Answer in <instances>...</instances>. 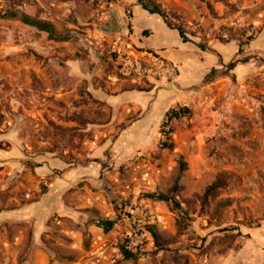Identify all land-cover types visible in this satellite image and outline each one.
<instances>
[{
  "label": "rangeland",
  "instance_id": "1",
  "mask_svg": "<svg viewBox=\"0 0 264 264\" xmlns=\"http://www.w3.org/2000/svg\"><path fill=\"white\" fill-rule=\"evenodd\" d=\"M4 1L0 15L22 11L65 39L0 17V264H264V0H153L184 29L187 46L146 17H136L135 32L151 29L143 43L175 52L183 67L132 43V13L112 6L116 0ZM117 13L125 32L112 30ZM120 46L170 61L178 77H123ZM233 59L242 61L234 79L203 82ZM179 72L194 73L195 83L171 108L192 115L172 123L174 149L165 150L154 99L108 100L176 86ZM220 172L232 175L229 185L203 204ZM152 193L174 195L188 211L184 234L172 204L147 198ZM98 217L117 224L105 233ZM125 241L140 247L138 259L122 256Z\"/></svg>",
  "mask_w": 264,
  "mask_h": 264
},
{
  "label": "trees",
  "instance_id": "2",
  "mask_svg": "<svg viewBox=\"0 0 264 264\" xmlns=\"http://www.w3.org/2000/svg\"><path fill=\"white\" fill-rule=\"evenodd\" d=\"M137 2L148 13L159 15L170 29L177 30L181 40L184 43H187L189 41L186 38V33L184 29L180 26H175L169 23L167 20V16L165 15L161 7L156 2H154L153 0H137ZM4 17L5 18L19 17L21 22L31 27H34L41 32L47 33L50 39L52 40L62 41L65 39L64 37L56 33L54 25L50 22L32 18L22 12H7L4 14ZM143 36H148L147 31H143ZM254 38H255V34H252V36H248L246 37L245 40L241 41L238 46L239 48H238L237 55L242 54L244 51V47L248 45L251 41H253ZM200 48L202 50H205V46L200 45ZM241 62L242 61L239 59H233L227 64L221 63L222 68L221 69L212 68L204 77L203 82L207 84L211 82L213 79L220 77V76H230L234 79L235 75L232 74V71H234V69ZM139 91H144V90H139ZM145 91L148 92L150 90H145ZM191 115H192V110L186 106L179 107V108H170L165 113L164 118L159 126V129H160V132L163 138L160 143V147L162 149H165V150L174 149V141L172 139V133L174 132V130L172 128V123L174 121H179ZM179 163H180L181 169L185 170L187 167V164L183 160L182 156L180 157ZM36 166H39V164ZM230 177H232V175L229 172H220L215 178V180L206 188L202 196V203L207 204L209 199L216 197L217 194L222 189L226 188L229 185ZM177 189H178V185L174 187L173 191H177ZM147 198L171 203L172 209L177 214L176 225L178 227V234L182 235L185 233V231L190 226L191 218L189 216L188 211L182 206V204L176 199L174 195L162 194V193H152V194H148ZM97 223H98V226L105 233H108L117 224V220L98 217ZM146 229H147L148 234H150L154 238L155 243L157 245L160 244L161 236L159 235L157 226L155 224H151ZM120 252L126 260L138 259L139 255L142 254L140 247L131 248L128 244V241H125L124 244L120 246Z\"/></svg>",
  "mask_w": 264,
  "mask_h": 264
},
{
  "label": "crops",
  "instance_id": "3",
  "mask_svg": "<svg viewBox=\"0 0 264 264\" xmlns=\"http://www.w3.org/2000/svg\"><path fill=\"white\" fill-rule=\"evenodd\" d=\"M6 4L5 1L3 0V5ZM121 4V5H120ZM117 6L120 8L122 11L121 13L126 14V11L128 13H132L130 16L128 24L130 25V30H129V37L128 39H131L132 43H134L137 47L143 48V49H151L154 51H160L162 55L167 57L168 59L172 60L174 63L179 64L180 66L182 65L183 67V60L180 59L178 55L175 54V52H166V49L161 47V45H154V46H146L143 42L145 41L144 37H152L153 31L148 28L142 27L141 29L137 30L135 32V26H134V21L137 16H142L146 17L147 19L154 20L157 23L161 24L163 27L164 31L169 34L175 35L179 39V47L183 49L184 47L187 46V43H184L177 30L170 29L164 20L157 14H150L147 11H145L141 5L138 4L137 0H116L115 3H113L112 6ZM120 5V6H119ZM4 7V6H3ZM17 8H24V6H18ZM20 11V9H18ZM22 12V11H21ZM28 12H30L28 10ZM7 13V11H4L1 13L0 17L5 18L4 14ZM23 13V12H22ZM25 14V13H24ZM30 17H32L29 14H26ZM33 18V17H32ZM122 17L119 13L115 14L112 16L111 22L112 28L113 26H116L118 28L117 32L119 31H124L125 32V26L123 24V20L121 21ZM27 28H31L29 26L24 25ZM34 28V27H33ZM127 28V26H126ZM36 29V28H35ZM127 30V29H126ZM143 31H147L148 36H143ZM212 61V60H211ZM194 63V62H192ZM210 64H213V61L210 62ZM203 65V67H202ZM200 65L201 69H205V65L202 64ZM183 69V68H182ZM179 78H178V85H172L171 83H164L161 82L160 85L164 88L159 89L158 92L156 90L152 91H139V90H126L120 93L117 97L113 96L112 100H108L111 105H119L120 102H139V103H144L147 104L148 101L154 99V107L155 111H161L165 115V113L171 108L173 104H176L179 102L180 98L182 95H185L189 89L194 86L195 81L193 78L195 77V74H190V75H185L182 74V72H179ZM164 85H169L164 86ZM167 87V88H166ZM45 165H39L37 166L38 169H40L42 172L46 171ZM46 173V172H45Z\"/></svg>",
  "mask_w": 264,
  "mask_h": 264
},
{
  "label": "built area",
  "instance_id": "4",
  "mask_svg": "<svg viewBox=\"0 0 264 264\" xmlns=\"http://www.w3.org/2000/svg\"><path fill=\"white\" fill-rule=\"evenodd\" d=\"M135 52L132 47L128 49L120 46L115 49V61L123 77L132 78L133 81L145 77L167 82H172L178 77L177 67L170 61L148 52L139 57ZM129 243L130 246L134 244L132 241Z\"/></svg>",
  "mask_w": 264,
  "mask_h": 264
},
{
  "label": "water",
  "instance_id": "5",
  "mask_svg": "<svg viewBox=\"0 0 264 264\" xmlns=\"http://www.w3.org/2000/svg\"><path fill=\"white\" fill-rule=\"evenodd\" d=\"M113 24V23H112ZM113 31H117L118 30V28L116 27V26H113V29H112Z\"/></svg>",
  "mask_w": 264,
  "mask_h": 264
}]
</instances>
